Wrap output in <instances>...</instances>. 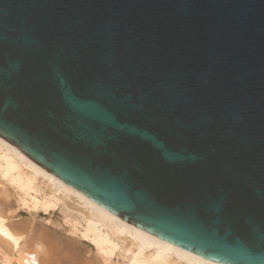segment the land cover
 Segmentation results:
<instances>
[{
  "label": "water",
  "instance_id": "obj_1",
  "mask_svg": "<svg viewBox=\"0 0 264 264\" xmlns=\"http://www.w3.org/2000/svg\"><path fill=\"white\" fill-rule=\"evenodd\" d=\"M0 137L176 247L264 264V0H0Z\"/></svg>",
  "mask_w": 264,
  "mask_h": 264
},
{
  "label": "bare ground",
  "instance_id": "obj_2",
  "mask_svg": "<svg viewBox=\"0 0 264 264\" xmlns=\"http://www.w3.org/2000/svg\"><path fill=\"white\" fill-rule=\"evenodd\" d=\"M0 175L18 192L32 216L66 199L80 217H66L68 234L92 246L75 254L34 221L15 219L7 189L0 190V264H110L117 250L126 264H218L131 225L62 182L0 137ZM75 203V204H74ZM23 208V207H22ZM29 215V214H28ZM71 216V215H70ZM95 251V252H94ZM94 253V255H93Z\"/></svg>",
  "mask_w": 264,
  "mask_h": 264
},
{
  "label": "rangeland",
  "instance_id": "obj_3",
  "mask_svg": "<svg viewBox=\"0 0 264 264\" xmlns=\"http://www.w3.org/2000/svg\"><path fill=\"white\" fill-rule=\"evenodd\" d=\"M3 188L7 189V195H9L10 198L9 209L14 211L13 216H17L25 220L29 219L31 221L37 222V224L47 223L54 229L58 230L60 233H62L61 225L66 226L64 224V219L66 217L69 216L70 219L74 218L75 216L78 218L80 217V215L76 211L72 210V208L67 205V204L70 205L73 204V201L68 199H66V204L60 202L54 206H47L46 211L43 210V208H38L35 214L32 216L30 213H28L27 208L25 206H22L23 204L20 201V196L18 192L14 189V187H12L10 183L5 181L0 175V190H3ZM66 234L69 235L68 232ZM75 238L77 240H81L80 238L77 237ZM91 248L92 246L87 243L86 245H80V247L79 245L75 248L68 247L67 251L69 252V250H73L75 254L85 255L87 252L91 251ZM120 252L121 250L116 251L114 256L111 258L110 264H126L127 260L125 258V255L124 254L120 255Z\"/></svg>",
  "mask_w": 264,
  "mask_h": 264
}]
</instances>
